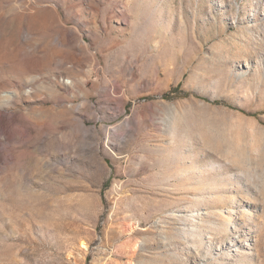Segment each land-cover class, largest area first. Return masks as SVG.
Returning a JSON list of instances; mask_svg holds the SVG:
<instances>
[{
    "label": "rangeland",
    "instance_id": "obj_1",
    "mask_svg": "<svg viewBox=\"0 0 264 264\" xmlns=\"http://www.w3.org/2000/svg\"><path fill=\"white\" fill-rule=\"evenodd\" d=\"M0 264H264V0H0Z\"/></svg>",
    "mask_w": 264,
    "mask_h": 264
},
{
    "label": "bare ground",
    "instance_id": "obj_2",
    "mask_svg": "<svg viewBox=\"0 0 264 264\" xmlns=\"http://www.w3.org/2000/svg\"><path fill=\"white\" fill-rule=\"evenodd\" d=\"M244 65L248 67V63H245ZM233 196H235V195L233 194ZM247 212H248V214H251L249 211H247ZM249 221H250V219H249ZM80 246H81L82 248H87V245L84 244V243H80Z\"/></svg>",
    "mask_w": 264,
    "mask_h": 264
},
{
    "label": "trees",
    "instance_id": "obj_3",
    "mask_svg": "<svg viewBox=\"0 0 264 264\" xmlns=\"http://www.w3.org/2000/svg\"><path fill=\"white\" fill-rule=\"evenodd\" d=\"M164 97H167L168 95L166 93L163 94ZM214 102H218V101H214Z\"/></svg>",
    "mask_w": 264,
    "mask_h": 264
}]
</instances>
